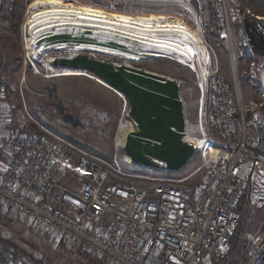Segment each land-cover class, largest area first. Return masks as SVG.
<instances>
[{"label": "built area", "instance_id": "built-area-1", "mask_svg": "<svg viewBox=\"0 0 264 264\" xmlns=\"http://www.w3.org/2000/svg\"><path fill=\"white\" fill-rule=\"evenodd\" d=\"M246 1L204 0L201 6L203 19L197 31L208 54L206 34L212 31L227 42L233 55L228 7L233 11L237 45L246 61L241 77L256 99L243 97L237 77L234 86L216 75L205 79L204 91H212L211 111L207 121L200 108L198 128L214 156L208 155L210 168L195 197L164 185L147 194L111 180L103 163L87 154L77 155L71 165L77 192L61 187L68 159L45 141L2 131L0 81V151L10 154L9 170L0 171V204L79 245L102 264L223 261L241 222L243 194L248 193L251 206L264 204V56L250 49L243 27L245 16L264 36V16L251 11ZM5 253L4 264H34ZM246 264H264V234L249 249Z\"/></svg>", "mask_w": 264, "mask_h": 264}, {"label": "rangeland", "instance_id": "rangeland-1", "mask_svg": "<svg viewBox=\"0 0 264 264\" xmlns=\"http://www.w3.org/2000/svg\"><path fill=\"white\" fill-rule=\"evenodd\" d=\"M112 2L116 3L117 9L122 7V0H55V2L0 0V81L4 85L2 131L25 139L42 140L57 149L65 159H68L59 184L70 192L77 190L73 188L74 185H69L67 180L75 182L78 187L77 181L71 176L72 162L77 155L87 154L103 163L111 180L123 181L147 194L151 193L153 187L164 185L188 192L195 197L210 168L207 163L208 155L214 156V153H208L206 145L205 153L206 149H202L203 145L194 141L197 150L192 159L177 172L131 164L122 149L127 133L135 129L132 120L128 117L125 100L107 90L90 75L61 73L60 70L51 67L49 61L54 57L80 54L107 63L146 70L177 81L180 85V98L184 105L186 120L184 140L189 142L190 138H200L198 120L201 105L202 119L209 120L212 91L208 93L204 91V81L209 76L216 75L232 86L236 83L235 77H237L243 97L256 99L255 93L251 94L252 91L246 80L241 77L246 61L237 45L234 13L228 7L232 22L233 55H229L227 42L210 31L208 35L206 34L205 41L210 63L203 65L207 68L205 73L200 66L195 67L193 71L184 68L177 61L168 59L146 58V56L135 61L89 49L79 51L75 49L76 47L65 49L63 46L46 43L40 44L33 56L26 52L24 47L28 32L25 31V21L34 8L33 5L35 7L41 4L74 5L94 8L108 14L136 17L131 13L102 7ZM203 2L204 0H184L187 7L181 14L161 11L148 12L140 17L148 19L155 17L152 20L162 21L160 16H164L163 20L180 21L191 29L198 30L197 25L203 19L201 15ZM245 5L254 13L260 14L251 9L247 1ZM136 47L132 49L135 50ZM137 48L138 52H143L142 49ZM51 76L55 77L50 78ZM90 109L107 113L109 116L102 119L99 115H93L96 121L89 114ZM32 113L44 115L51 130L39 124ZM9 160L10 154L7 151H0V171L7 167ZM62 177L66 180H61ZM263 234L264 204L260 206L247 204L241 229L236 238V249L225 263L219 264H246L249 249ZM1 241L8 245L0 244V252H8L22 263L102 264L98 258L84 251L79 245L58 237L34 221L0 204ZM3 248H6L5 251Z\"/></svg>", "mask_w": 264, "mask_h": 264}, {"label": "water", "instance_id": "water-1", "mask_svg": "<svg viewBox=\"0 0 264 264\" xmlns=\"http://www.w3.org/2000/svg\"><path fill=\"white\" fill-rule=\"evenodd\" d=\"M243 27L250 49L264 56V36L255 28L252 20L245 16ZM110 35L120 41L101 40L96 30L73 29L40 38L35 46L39 48L40 44L46 43L68 49L92 44L134 55L138 53L131 48L132 43H136L142 50L152 47L149 43L135 41L117 33ZM50 65L61 73L90 75L125 100L128 117L135 129L127 133L122 149L131 164L177 172L192 159L197 149L184 140L186 120L177 81L146 70L107 63L80 54L51 58Z\"/></svg>", "mask_w": 264, "mask_h": 264}, {"label": "bare ground", "instance_id": "bare-ground-1", "mask_svg": "<svg viewBox=\"0 0 264 264\" xmlns=\"http://www.w3.org/2000/svg\"><path fill=\"white\" fill-rule=\"evenodd\" d=\"M74 9L76 11H80L83 15L91 17V19L80 20L76 17H70L68 15V10ZM85 9H91L90 12H85ZM37 13H46V15H37ZM122 14H108L96 10L90 7H81V6H74V5H55V4H41L34 7L27 17L25 21L26 29L25 31L28 32V37L25 39V50L30 55H35L37 51V46L35 43L38 39L48 37L50 35L60 34L66 30L72 31L73 29H90L91 31H97L98 38L101 40H110L114 42H119L120 40L114 38L110 35V33H117L122 36H126L129 38L134 39L135 41H140L139 32L141 31L138 25L134 26L133 24L129 23L127 28H125L122 24L120 26H116L113 23L109 26L108 23L105 21L112 22L114 21L115 17L121 16ZM35 17V19H34ZM133 20L137 19V17H132ZM139 19L144 20L146 23L152 24V29L154 31L156 39H152L150 33L145 30V35L149 36V39L143 40L142 42L151 44V48L148 50H141L143 52H138V48H135L138 55H134L131 53H127L121 51L119 49H113L110 47L105 46H97L92 44H81L77 46L75 49L82 51L85 49H89L91 51H96L102 54L107 55H117L121 57L128 58L130 60H139L140 58H155V59H169L173 61H177L178 63L182 64L184 68L195 69L197 66H200V69L205 73L207 68L203 65H207L210 63V56L206 49L203 46L202 37L199 32L195 29H191L187 24L182 23L180 21L173 22V21H166V20H152L148 18H141ZM31 21V23H30ZM159 24L161 26L160 31H156V25ZM35 25V27H33ZM96 25V26H90ZM167 26H171L168 31H163V29ZM116 27V31H113L112 28ZM179 29H183L180 31ZM107 34H104V33ZM125 32H132L137 33L136 37L125 35ZM185 34L188 37V45L183 43H177L175 38L182 39ZM173 37L174 39L169 40L167 37ZM160 41L161 47H154V45ZM138 46L136 43L131 44V48ZM40 47V46H39ZM188 47L192 48V53H188ZM177 49V51L173 52L171 49ZM198 48H203L204 52L207 54V58H203V53L201 57L198 58L196 55V51ZM181 53H184L181 55ZM141 54V55H140ZM143 55V56H142ZM50 63V61H49ZM204 76V74H202ZM52 77V76H51ZM204 81V80H203ZM202 87V84H201ZM203 102V101H201ZM202 104V103H201ZM202 109V105H201ZM121 131V130H120ZM198 141L201 144L203 141V148L206 149L205 145H207V138L204 136H200V138H190L189 143H191L196 149L197 145L195 144ZM204 149V150H205ZM207 149L205 150V153ZM214 153V152H211ZM127 157V156H126ZM128 158V157H127ZM129 160V159H128Z\"/></svg>", "mask_w": 264, "mask_h": 264}, {"label": "snow or ice", "instance_id": "snow-or-ice-1", "mask_svg": "<svg viewBox=\"0 0 264 264\" xmlns=\"http://www.w3.org/2000/svg\"><path fill=\"white\" fill-rule=\"evenodd\" d=\"M50 2H55V0H50ZM33 7H35V5H33ZM102 7L109 8L110 10H113V11H117V10L124 11V12L131 13L132 15L136 16L137 19L133 20L131 15H121V16L115 17L114 21L112 22L105 21V23H108L109 26L115 23L117 27L122 24L125 28H127L129 23L133 24L134 26L138 25L139 29L141 30L139 32V36H140L141 41H143V40L149 39V36L145 35V30L151 34L152 39H156V37L152 29V24L146 23L144 20L139 19L140 16L146 15L148 12H161V11L166 12V13L171 11L174 14H181L182 10L185 7H187V5H185L184 0H122V7H120L119 9H117L115 2L102 5ZM190 10L191 9H189V11ZM84 11L90 12L91 9H85ZM37 15L43 16V15H46V13H37ZM68 15L70 17H76L80 20L91 19V17L83 15L80 11H76L74 9L68 10ZM149 19H155V17H150ZM160 19L163 20L164 16H160ZM90 26H96V25H90ZM33 27H35V25H33ZM170 27L171 26L165 27L163 31H168ZM197 27L199 28V25H197ZM112 30L116 31V27H113ZM160 30H161V26L157 24L156 31H160ZM179 30L183 31V29H179ZM125 35H130V36H133V38H135L137 33L125 32ZM167 39L172 40L174 38L169 36L167 37ZM175 39L177 43H183L185 45H188L187 34H185V36L182 39L180 38H175ZM154 47H161V42L158 41L154 45ZM171 51L175 52L177 51V49L173 48L171 49ZM192 51H193L192 48L188 47V53H192ZM202 53H203V58L206 59L207 54L204 52L203 48H198L196 51L197 57L200 58ZM183 54L184 53H181V55ZM201 144H203V141H201ZM19 151L20 150L17 149V152ZM29 156H31V153H29ZM24 163L27 164L28 161L25 160ZM8 170H9L8 168H5V171H8ZM181 207L183 206L181 205ZM149 211L153 212L155 211V209L150 207ZM117 235H122V234L117 233ZM220 250L223 251V246H221Z\"/></svg>", "mask_w": 264, "mask_h": 264}, {"label": "trees", "instance_id": "trees-1", "mask_svg": "<svg viewBox=\"0 0 264 264\" xmlns=\"http://www.w3.org/2000/svg\"><path fill=\"white\" fill-rule=\"evenodd\" d=\"M247 3H248V5H249V7L251 9H253L257 13H260V14L264 15V0H247ZM107 90H109V89H107ZM109 91L112 92L111 90H109ZM112 93H114V92H112ZM126 107L128 108L127 104H126ZM89 112H90L89 113L90 115H92V116L93 115H99V116L102 117V119L107 118L109 116V114H107V113L99 112V111L94 110V109H90ZM32 115L35 118V120L39 124H41L44 128H48L49 130H51L49 128V126L47 125V123H46V119H45L44 115H42L41 113H32ZM93 118L96 120L95 116H93ZM247 204H249L248 193H244L242 198H241V200H240L239 208H238V210H239V212L241 214V222H240L239 227L237 228V230L235 231V233H234V235H233V237L231 239L230 252H229L227 257L223 261H220L218 263L216 262L215 264L225 263L228 260L229 255L235 251V249H236V238H237L238 232L241 229L242 219H243V215H244V209H245V206ZM0 244H2L3 246H7L8 245V243H6L4 241H1ZM5 249L6 248H3L4 251H5ZM3 253L6 254L3 251L0 252V264H4V259H3L4 254Z\"/></svg>", "mask_w": 264, "mask_h": 264}, {"label": "crops", "instance_id": "crops-1", "mask_svg": "<svg viewBox=\"0 0 264 264\" xmlns=\"http://www.w3.org/2000/svg\"><path fill=\"white\" fill-rule=\"evenodd\" d=\"M63 177H65V175L63 176ZM62 177V179L61 180H66L65 178H63ZM73 181H69V180H67V183L69 184V185H74V187L73 188H79V185H78V187H77V184L75 183V182H73Z\"/></svg>", "mask_w": 264, "mask_h": 264}]
</instances>
